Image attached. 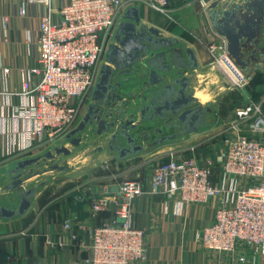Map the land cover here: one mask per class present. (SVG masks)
Masks as SVG:
<instances>
[{
  "label": "built area",
  "instance_id": "1",
  "mask_svg": "<svg viewBox=\"0 0 264 264\" xmlns=\"http://www.w3.org/2000/svg\"><path fill=\"white\" fill-rule=\"evenodd\" d=\"M26 2L48 10L39 24L38 66L30 69L40 80L23 83V95L33 102L16 113V118L32 124L25 133L24 149L31 151L53 146L76 127L85 100H90L96 87L113 30L125 12L145 6L171 19L180 0H68L56 10L51 9V0ZM199 2L203 8L209 4L207 0ZM209 53L211 65L226 74L233 90H242L250 83L253 75L242 77L235 70L226 59L223 42L211 45ZM263 103L264 97L258 105L250 103L236 110L238 121L223 132L221 149L213 147L199 157V146L192 147L188 158L173 152L168 161L154 167L149 180L151 194L178 199L183 206H204L219 198L213 221L199 237L200 245L215 253L242 252V263L246 261L243 252L264 257ZM244 129L249 136L243 134ZM102 170L109 174L110 184L102 195L90 198L91 213L110 212L113 216L110 223L90 233L89 242L80 244L89 255L85 264H142L148 255L147 233L133 226L131 205L135 196L144 193V183L140 178L120 181L108 163ZM109 187L118 191L109 193ZM75 221L76 217L65 222L63 231L70 232Z\"/></svg>",
  "mask_w": 264,
  "mask_h": 264
},
{
  "label": "water",
  "instance_id": "2",
  "mask_svg": "<svg viewBox=\"0 0 264 264\" xmlns=\"http://www.w3.org/2000/svg\"><path fill=\"white\" fill-rule=\"evenodd\" d=\"M204 11L207 33L222 40L235 70L242 77L264 73V0H214ZM199 69L191 48L144 23L138 8L130 7L107 47L82 120L51 149L14 163L0 178V220L23 217L48 186L43 177L75 172L77 159L87 166L107 153L125 161L212 126L213 102L205 96L233 91L232 83L216 65L203 83ZM17 200L16 208L6 205Z\"/></svg>",
  "mask_w": 264,
  "mask_h": 264
},
{
  "label": "crops",
  "instance_id": "3",
  "mask_svg": "<svg viewBox=\"0 0 264 264\" xmlns=\"http://www.w3.org/2000/svg\"><path fill=\"white\" fill-rule=\"evenodd\" d=\"M207 1L210 3L214 0ZM67 3L68 0H51V9H59ZM137 8L144 23L180 40L194 51L200 64L198 74L202 77L201 81L207 83L211 73V68L207 69L211 59L209 47L220 44L222 40L207 33L205 11L199 0H180L172 11L173 17L167 20L148 7ZM21 10L24 11L23 15L20 14ZM45 16H48V10L42 5H29L26 0H0L1 179L14 163L46 152L43 148L24 151L25 133L32 128V124L16 118L20 107L33 102L31 97L23 95V83L30 79L36 84L40 80V77L30 74V69L38 66L36 43L39 24ZM52 18L56 20L55 16ZM85 113L81 112L78 123ZM173 148L170 144L163 145L153 152L145 151L125 161H119L107 153L99 155L100 166L108 162L111 169L112 162L125 170L126 164H129V171L112 172L120 181L127 180L126 174L130 171H137L133 180L140 178L144 183V193L135 196L131 205L133 226L147 233L148 255L142 264H264V257H253L250 251L243 252L246 261L242 263L239 260L242 252L221 254L210 252L200 245L199 237L213 221L219 198L204 206H183L178 199L150 193L152 171L149 168L163 162L160 155L167 150L165 157L170 158L171 153L175 152ZM196 155L200 157L199 151ZM100 174L93 177L96 181L90 179L94 183L77 191L62 190L55 184L48 185L39 190L31 209L23 217L0 220V264H85L89 255L88 251L79 247L80 244L89 242L90 233L110 223L113 216L110 212L99 215L91 213L90 198L93 192L89 187L99 188L100 192L94 196H100L110 184L107 182L109 174L105 171ZM6 205L16 208L18 200ZM75 217L72 230L64 232V223Z\"/></svg>",
  "mask_w": 264,
  "mask_h": 264
},
{
  "label": "rangeland",
  "instance_id": "4",
  "mask_svg": "<svg viewBox=\"0 0 264 264\" xmlns=\"http://www.w3.org/2000/svg\"><path fill=\"white\" fill-rule=\"evenodd\" d=\"M165 18L167 20V17ZM144 19H146V17H144ZM116 27L113 30V34L115 33ZM211 64L212 62L210 59L207 69L212 67ZM251 82L252 80L242 90L237 88L233 91L225 92L224 94H220L218 96H214V95L211 97L205 96L206 100L208 99L212 102H215L213 107L211 106L209 108V114L212 115V117L215 119L214 124L212 126H207L201 131H199L198 133L185 137L184 139L180 141L170 142L169 143L170 146L174 147L172 151H175L174 153L178 152L177 154L178 156L188 158V157H191L190 149L192 147L199 146L197 150L199 151L200 156L207 155L209 153V150H212L213 147L217 149H221L222 144L225 140L223 132L226 130L227 127H230L232 123L238 121L236 118V114H235L236 110L245 108L246 106L250 105V103L256 104V102L253 101V95H252V92L254 90L253 89L254 85ZM261 89H262L261 91H263L264 87H262ZM88 101L89 100H85L82 111L86 112L88 104H89ZM258 104H260V102ZM261 110L264 113V109L262 106H261ZM245 130L247 129L243 130V134L249 136L250 133L246 132ZM56 143L57 141L54 144ZM175 146H177V148ZM51 147H44L43 149L44 151H47L51 149ZM155 149L157 148L148 149L146 153H150V151L153 152ZM167 151L163 152L165 154L160 155V156H163L161 158V161L163 162L167 161L169 158L168 156L165 157L166 153H168ZM74 152L76 153V151ZM141 160L142 159H140L139 161ZM82 162L83 161H81L80 159H77L75 162L71 163V167L73 169L75 168L74 170L75 172H72L70 174H55V175L44 176L43 179L48 182L49 186L54 185V184L55 186L59 185L60 186L59 189H62V190L82 189L83 187L88 186L89 183L90 184L94 183L95 179L93 177L98 176V175L101 176L102 174L100 173H102L103 171L101 168L102 166H100V161L98 163L90 162L87 166H84ZM110 165L112 167L110 172L116 171L117 173H119V172L131 170L130 166H128L129 164H126L127 167L125 168V170L121 168L119 169L118 165L116 166L112 162ZM154 167L149 168V170L152 171ZM136 173L137 171H130L129 173L126 174V177H127L126 179L133 180V178L136 177L135 176ZM90 179H94V180H90ZM51 188L54 189V187H51Z\"/></svg>",
  "mask_w": 264,
  "mask_h": 264
},
{
  "label": "trees",
  "instance_id": "5",
  "mask_svg": "<svg viewBox=\"0 0 264 264\" xmlns=\"http://www.w3.org/2000/svg\"><path fill=\"white\" fill-rule=\"evenodd\" d=\"M254 87H253V101L256 102V104H258L259 102H261V100L264 97V90L261 91L262 87H264V73H256L253 75L252 78V82ZM263 109H264V103L262 105ZM168 161V160H167ZM95 195V193H93V196Z\"/></svg>",
  "mask_w": 264,
  "mask_h": 264
},
{
  "label": "bare ground",
  "instance_id": "6",
  "mask_svg": "<svg viewBox=\"0 0 264 264\" xmlns=\"http://www.w3.org/2000/svg\"><path fill=\"white\" fill-rule=\"evenodd\" d=\"M229 71V70H228ZM230 72V71H229ZM230 74L232 75V73L230 72ZM233 76V75H232ZM234 77V76H233ZM200 99L203 101V100H205V98L204 97H201L200 96Z\"/></svg>",
  "mask_w": 264,
  "mask_h": 264
}]
</instances>
